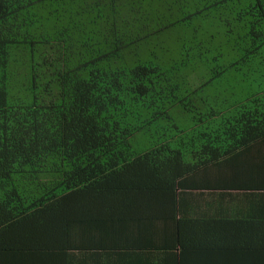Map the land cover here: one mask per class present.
I'll return each instance as SVG.
<instances>
[{"label": "trees", "instance_id": "1", "mask_svg": "<svg viewBox=\"0 0 264 264\" xmlns=\"http://www.w3.org/2000/svg\"><path fill=\"white\" fill-rule=\"evenodd\" d=\"M250 63L264 0H0V262L264 264V78L186 128L172 114Z\"/></svg>", "mask_w": 264, "mask_h": 264}, {"label": "rangeland", "instance_id": "2", "mask_svg": "<svg viewBox=\"0 0 264 264\" xmlns=\"http://www.w3.org/2000/svg\"><path fill=\"white\" fill-rule=\"evenodd\" d=\"M199 21V20H198ZM228 20L219 21L215 23H210L209 21V29L212 32H209L212 34H217V42L225 38V35L227 31L229 30V27L227 25ZM181 31V34H187L184 33L182 28L179 29ZM192 32L194 33L193 29ZM199 32H205V30H200ZM234 35H239V32L237 29L234 30ZM242 57H244V54H242ZM211 58V57H210ZM201 66L196 71V75L198 78L191 79L192 82H195V79L200 82V86L202 83H205L211 77H213L212 74V62L209 60L203 61ZM251 63L244 65L240 71H236L231 69V72L227 74L221 81H217L215 85H210L208 90L196 95L193 97L196 106H193V111L188 112L187 110H184L182 106L175 107L172 110V114L174 118L179 123V126L182 128H186L190 124L196 123L198 120L202 119L203 117H206L207 115L211 116L212 109L218 110V99H225L226 96H233L235 94H241L243 92V89L246 87V84L249 82L252 83H260L261 80L264 78V70H258L256 73H251V70H255L256 67L251 68ZM256 74V75H255ZM263 74V75H262ZM262 77L260 78V76ZM250 79L248 80V78ZM196 83V82H195ZM210 99L207 103L203 102V99ZM186 109V108H185ZM196 112V114L194 113ZM133 143V140H132ZM133 145L140 147L142 145L146 146L145 143V137H142L141 135L137 136L136 139H134ZM149 145V149L151 148V145ZM146 150H149L147 147H142ZM137 149V148H135ZM188 197L189 195H185ZM205 203V202H204Z\"/></svg>", "mask_w": 264, "mask_h": 264}, {"label": "crops", "instance_id": "3", "mask_svg": "<svg viewBox=\"0 0 264 264\" xmlns=\"http://www.w3.org/2000/svg\"><path fill=\"white\" fill-rule=\"evenodd\" d=\"M216 214L215 209L211 212ZM74 262H0V264H180L177 254L146 249L84 251Z\"/></svg>", "mask_w": 264, "mask_h": 264}]
</instances>
